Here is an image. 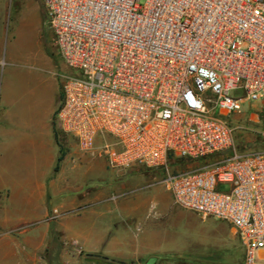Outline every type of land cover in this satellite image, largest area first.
Listing matches in <instances>:
<instances>
[{
  "label": "built area",
  "instance_id": "obj_1",
  "mask_svg": "<svg viewBox=\"0 0 264 264\" xmlns=\"http://www.w3.org/2000/svg\"><path fill=\"white\" fill-rule=\"evenodd\" d=\"M41 1L73 71L58 130L113 170L166 169L176 204L229 222L244 264H264V150L239 153L226 118L264 98V0ZM171 157L203 164L171 173Z\"/></svg>",
  "mask_w": 264,
  "mask_h": 264
},
{
  "label": "crops",
  "instance_id": "obj_2",
  "mask_svg": "<svg viewBox=\"0 0 264 264\" xmlns=\"http://www.w3.org/2000/svg\"><path fill=\"white\" fill-rule=\"evenodd\" d=\"M10 10L11 0H0V52L13 35ZM56 96L52 83L42 113L37 105L30 117L12 110L8 97L0 111V264H98L89 256L115 264H209L189 257L175 231L185 208L122 192L131 186L116 177L144 174L142 167L113 170L105 157L72 143L55 171L62 148L54 132ZM93 171L111 182L85 184Z\"/></svg>",
  "mask_w": 264,
  "mask_h": 264
},
{
  "label": "rangeland",
  "instance_id": "obj_3",
  "mask_svg": "<svg viewBox=\"0 0 264 264\" xmlns=\"http://www.w3.org/2000/svg\"><path fill=\"white\" fill-rule=\"evenodd\" d=\"M144 2L141 0V3ZM10 12L13 35L9 39L10 45H4L0 52V111L8 97L12 110L20 107L30 117L36 105L41 113L46 107L48 87L52 83L56 86L58 106L62 97V83L73 71L61 56L41 0H11ZM254 112L258 115H254ZM263 114L264 98L246 102L240 112L226 117L234 128L235 147L239 153L264 150ZM58 136L63 150L69 151L72 143L81 148L74 137L59 130ZM99 144L96 140L94 148ZM201 164L203 162L173 158L169 161L168 169L171 173H178ZM79 168L84 176L85 163L81 162ZM143 173L116 177V180L124 179L123 182L131 186L122 192L131 191L130 196L135 199H162L170 203L173 197L164 184L167 170L143 168ZM86 175L85 184L90 186H107L112 180L104 177L100 171ZM182 211L185 217L175 231L191 250L189 257L194 258L195 262L206 260L209 264H244V244L229 222L214 217L203 219L195 212Z\"/></svg>",
  "mask_w": 264,
  "mask_h": 264
},
{
  "label": "trees",
  "instance_id": "obj_4",
  "mask_svg": "<svg viewBox=\"0 0 264 264\" xmlns=\"http://www.w3.org/2000/svg\"><path fill=\"white\" fill-rule=\"evenodd\" d=\"M53 123H54V132H55L56 140H57V142L59 143V145H61V144H60V139H59V136H58V128H57V125H56L55 121H53ZM63 156H64V151H63V149L61 148V154H60V156H59V158H58V163H57V165H56V167H55V171H58V169H59V162L63 159ZM171 159H173V158L171 157L170 160H171ZM179 159H184V158H179Z\"/></svg>",
  "mask_w": 264,
  "mask_h": 264
},
{
  "label": "water",
  "instance_id": "obj_5",
  "mask_svg": "<svg viewBox=\"0 0 264 264\" xmlns=\"http://www.w3.org/2000/svg\"><path fill=\"white\" fill-rule=\"evenodd\" d=\"M89 259L97 262L98 264H115V262L101 256H89Z\"/></svg>",
  "mask_w": 264,
  "mask_h": 264
}]
</instances>
